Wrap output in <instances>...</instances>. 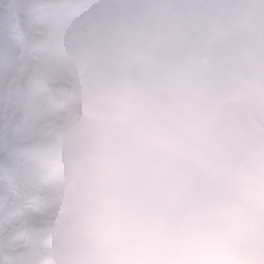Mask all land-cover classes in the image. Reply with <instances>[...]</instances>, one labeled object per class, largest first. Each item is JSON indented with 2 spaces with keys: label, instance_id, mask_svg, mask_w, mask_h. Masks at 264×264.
<instances>
[{
  "label": "clouds",
  "instance_id": "clouds-1",
  "mask_svg": "<svg viewBox=\"0 0 264 264\" xmlns=\"http://www.w3.org/2000/svg\"><path fill=\"white\" fill-rule=\"evenodd\" d=\"M25 59L50 264H264V0L55 7Z\"/></svg>",
  "mask_w": 264,
  "mask_h": 264
},
{
  "label": "snow or ice",
  "instance_id": "snow-or-ice-1",
  "mask_svg": "<svg viewBox=\"0 0 264 264\" xmlns=\"http://www.w3.org/2000/svg\"><path fill=\"white\" fill-rule=\"evenodd\" d=\"M69 0H0V234L5 224L42 223L51 189L47 169L25 143V130L39 122V103L32 95L25 43L34 26ZM7 31H4V25ZM0 264H12L0 259Z\"/></svg>",
  "mask_w": 264,
  "mask_h": 264
},
{
  "label": "water",
  "instance_id": "water-1",
  "mask_svg": "<svg viewBox=\"0 0 264 264\" xmlns=\"http://www.w3.org/2000/svg\"><path fill=\"white\" fill-rule=\"evenodd\" d=\"M25 143L34 149L51 150L49 146L41 141L39 135L30 137L25 140ZM53 225V223H47L31 227L33 232L29 234V246L6 252L5 260L11 261L12 264H44L46 262V253L43 250V245L51 240V229Z\"/></svg>",
  "mask_w": 264,
  "mask_h": 264
},
{
  "label": "flooded vegetation",
  "instance_id": "flooded-vegetation-1",
  "mask_svg": "<svg viewBox=\"0 0 264 264\" xmlns=\"http://www.w3.org/2000/svg\"><path fill=\"white\" fill-rule=\"evenodd\" d=\"M25 138L29 137V133H26L25 130ZM47 169V180L49 188L51 189V196L48 205V212L46 218L43 222H47L50 220H56L59 213L58 194L55 192L52 187L51 175L49 168ZM42 222V223H43ZM26 224L27 222L17 221L15 226L9 227L8 224H5V231L0 234V257L2 256V251L4 249L17 248L19 246H24L28 243V238L26 236ZM51 243V242H50ZM50 243L46 245V250L48 251ZM50 264V261L47 263Z\"/></svg>",
  "mask_w": 264,
  "mask_h": 264
},
{
  "label": "rangeland",
  "instance_id": "rangeland-1",
  "mask_svg": "<svg viewBox=\"0 0 264 264\" xmlns=\"http://www.w3.org/2000/svg\"><path fill=\"white\" fill-rule=\"evenodd\" d=\"M88 0H76L75 2L69 4L67 8L70 9H74L76 8V6L83 4V3H87ZM4 31H7V26L6 24L4 25ZM43 85H37V89L32 92V95L36 98V100L39 103V109H40V119L39 122H33L31 125H29L26 128V133H32V132H38L40 131L41 127L44 126L48 121H49V115H48V111H47V107H48V98H47V94L46 91H41L39 89H42ZM49 153H35V155L44 163V165L46 166V168L48 167V163H47V157H48Z\"/></svg>",
  "mask_w": 264,
  "mask_h": 264
}]
</instances>
